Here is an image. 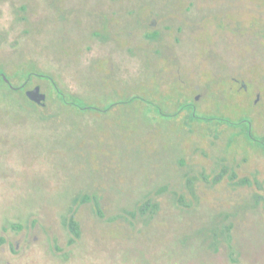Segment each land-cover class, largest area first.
Masks as SVG:
<instances>
[{
    "label": "rangeland",
    "instance_id": "374dc122",
    "mask_svg": "<svg viewBox=\"0 0 264 264\" xmlns=\"http://www.w3.org/2000/svg\"><path fill=\"white\" fill-rule=\"evenodd\" d=\"M100 1L0 0V75L28 84L0 76V264H264V0H197L212 18L192 27L195 71L176 55L138 67L109 35L94 40ZM176 4L145 0L138 17ZM37 72L94 108L65 104ZM37 84L45 106L25 95Z\"/></svg>",
    "mask_w": 264,
    "mask_h": 264
},
{
    "label": "flooded vegetation",
    "instance_id": "af4514ba",
    "mask_svg": "<svg viewBox=\"0 0 264 264\" xmlns=\"http://www.w3.org/2000/svg\"><path fill=\"white\" fill-rule=\"evenodd\" d=\"M136 1H137V9L134 12H130L129 16H126L125 11H122L120 7L118 8V11L109 12L108 10L105 9V6L110 8L111 5L109 4V2L111 3V1H105V0L100 1L99 2L100 4L102 5L103 3L105 4L103 5V11H102V13L104 12L103 13L104 17L102 16L103 14L101 15L98 14L100 12L90 17V21H91L90 26L91 27L93 26V30L91 33H92V37L94 38V40H96L97 42H99L100 40L105 42L107 40L106 39L107 36L109 35L110 41L114 42V45H117L118 47H120V50L125 51L128 49L130 54L134 56L137 66L138 65H141V67L143 66L144 54L146 55L147 62L148 63L151 62L152 65L156 62V59L160 60L161 58H169V57L171 58L172 56L176 55V56H179V58L181 59V65L179 67H181L182 70H183V66L184 67L188 66V69L192 68L193 71H195L197 67L196 60L198 61L199 56H202V55L200 54L197 55L194 53L197 50L195 47V44L199 45V42H198V39L194 37L193 35L194 29L192 27L199 28L200 22L205 17L206 12H207L206 18L210 16V14H208L209 12L207 11V6L208 5L210 6L208 1L199 2L197 0H177L179 1L180 5L176 4L170 14H166L165 12H161L155 7H152L154 5L153 4V5H150V7L148 8V12L150 13L149 16L145 18L138 17L140 7L141 8L143 7L142 5L145 3V0H136ZM211 1L214 2V0H211ZM120 3L123 4L125 3V1L124 2L120 1ZM213 5H215V3H213ZM200 12H202V17L199 16ZM126 18H128L129 21L133 22L132 29H128L126 27V24H125ZM210 18L212 17L210 16ZM218 21L219 20L216 18L215 22L213 23L214 26L212 28H216L218 26L217 24ZM224 21L225 22H222L221 24L220 31L222 33L226 31H232V28H233L232 24H234V21L229 20V19H226ZM122 23L124 24L123 26H122ZM146 24L151 25V30H149ZM213 30L214 29H211V32H210L212 44L210 45L209 49L216 51L217 50V48L215 47L216 41L214 39L218 33L214 32ZM194 32L196 31L194 30ZM167 33L172 38H170L169 41H167V43L164 44L163 42L164 36H166ZM135 34L142 35L143 39L141 38V40H139L137 39V37H135L136 41H134L135 38H132L133 37L132 35H135ZM181 34L184 35V38L188 36V39H186L187 41L193 42L194 46L191 44L189 46L187 45V48H186V50H188L187 55L183 54L184 56H188V52H189V55L191 56L190 58L192 59L185 60L184 57L181 56V53L177 52L178 45H180L182 41L181 39L182 37L180 36ZM234 42L230 44H232L233 46L235 45ZM236 46H238V43L236 44ZM186 50H183V51L185 52ZM140 53H142V57ZM120 57H121L120 54L111 52V53H108L107 55L102 56L101 58L109 59V63L111 64L112 67H114L113 70L115 71L117 70V67H115L116 65H118L119 68L121 67L120 69L121 76H123L128 72L125 71V69L123 68V66H121V64L117 63V59L119 60ZM204 57H205L204 59H207L208 64L214 59L212 56L208 58V56L204 55ZM233 62H234V59L232 58V63ZM37 73H38V76L44 77L53 83V85L58 91L57 95H60L61 98L62 96H65L66 98L68 97L58 87L57 83L53 80V77H51L47 73H43V72L42 73L37 72ZM0 76H1V82L6 84L8 87H10L13 90H17V89L23 90L28 85L27 82H24L25 84L23 83L17 87L11 83L10 79H7L5 74L0 75ZM126 76L130 77L131 75L126 74ZM137 76H139V74ZM32 77L33 75L30 76V78ZM234 79L237 82H240L239 77L237 78L234 77ZM38 86L40 87V85L37 84L33 86L32 88L25 90V95L28 99L29 97H28L27 92L35 89ZM61 98L60 100L63 102ZM68 98L71 99V101L74 102L75 105H78L81 109L83 108L93 109L94 108V106H91V105H88V106L86 105L84 107H81L80 104L76 103L75 99L71 98V96H69ZM29 100L33 103H36L35 101L31 99ZM2 241H4V238H2Z\"/></svg>",
    "mask_w": 264,
    "mask_h": 264
},
{
    "label": "trees",
    "instance_id": "16d2710c",
    "mask_svg": "<svg viewBox=\"0 0 264 264\" xmlns=\"http://www.w3.org/2000/svg\"><path fill=\"white\" fill-rule=\"evenodd\" d=\"M59 90V89H58ZM57 91V89H56ZM58 92V91H57ZM59 98L60 95H58ZM63 100V102H65V104L69 105V104H74V102H72L71 100H69V98L65 97V96H62L61 98ZM75 105V104H74ZM249 179L248 178H244L242 180L243 183H248ZM96 204L98 205L99 202L98 200L96 199L95 200ZM154 204L150 201V200H147L145 202H143L141 205H140V210L143 212V213H147L149 211H153L154 210ZM67 226H68V229L71 233V242H75L78 238L81 237V228H80V223L79 221L74 217V216H71L68 220H67ZM15 227V226H13Z\"/></svg>",
    "mask_w": 264,
    "mask_h": 264
},
{
    "label": "water",
    "instance_id": "95a60500",
    "mask_svg": "<svg viewBox=\"0 0 264 264\" xmlns=\"http://www.w3.org/2000/svg\"><path fill=\"white\" fill-rule=\"evenodd\" d=\"M29 99L36 103L45 106L47 101V95L41 90V87H36L33 90L27 92Z\"/></svg>",
    "mask_w": 264,
    "mask_h": 264
}]
</instances>
